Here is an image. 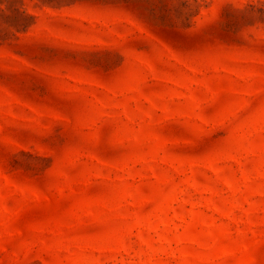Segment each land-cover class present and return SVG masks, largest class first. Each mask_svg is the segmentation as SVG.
<instances>
[{"label":"rangeland","instance_id":"obj_1","mask_svg":"<svg viewBox=\"0 0 264 264\" xmlns=\"http://www.w3.org/2000/svg\"><path fill=\"white\" fill-rule=\"evenodd\" d=\"M0 264H264V0H0Z\"/></svg>","mask_w":264,"mask_h":264}]
</instances>
